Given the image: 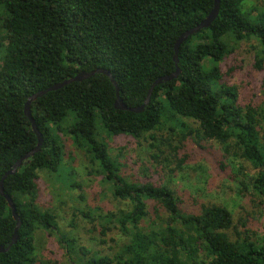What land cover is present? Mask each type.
Wrapping results in <instances>:
<instances>
[{
    "label": "trees",
    "instance_id": "16d2710c",
    "mask_svg": "<svg viewBox=\"0 0 264 264\" xmlns=\"http://www.w3.org/2000/svg\"><path fill=\"white\" fill-rule=\"evenodd\" d=\"M245 2L220 0L211 26L181 44L179 76L155 86L143 111L116 108V87L102 72L49 91L31 104L44 143L4 181L22 224L18 241L0 253V264H36L39 230L56 235L67 254L76 252L75 264H264V231L251 227L256 207H264V108L244 103L231 80L234 70L222 68L240 42L256 38L264 45V0L248 8ZM214 4L0 0V183L38 144L25 113L30 96L80 72L104 68L118 82L123 102L142 106L154 82L176 71L178 38L204 20ZM263 64L264 58L256 57L255 67ZM71 114L74 119L67 125ZM61 133L86 150L90 165L99 166L114 195L132 203L128 214L107 215L130 237L112 256L79 245L61 231L57 214L39 205L41 172L58 170L66 153ZM106 133L152 140L156 152L150 157L175 164V175L185 164L213 157L228 178L237 179L253 210L237 219L227 206L214 202L189 209L173 181L165 180L164 170L156 171L158 179L128 180L127 164L111 155ZM152 206L158 219H150ZM16 225L0 190V245L10 244ZM109 230L104 227L102 234Z\"/></svg>",
    "mask_w": 264,
    "mask_h": 264
},
{
    "label": "rangeland",
    "instance_id": "374dc122",
    "mask_svg": "<svg viewBox=\"0 0 264 264\" xmlns=\"http://www.w3.org/2000/svg\"><path fill=\"white\" fill-rule=\"evenodd\" d=\"M259 3L260 0H246L244 7L259 6ZM256 57L264 58V45L256 38L245 40L226 57L222 68L224 72L234 70L231 80L240 87L244 103L252 102L264 108V64L262 69H257ZM73 119L71 114L66 124L69 125ZM102 129L99 122L98 130ZM61 135L66 153L58 170L41 172L39 205L43 210L55 212L61 231L77 238L79 245L112 256L130 242V237H125L119 223L111 222L107 215L111 212L116 216L128 214L132 203L114 195L112 185L98 172L99 166L90 165L86 150L76 148L69 134ZM104 138L111 155L127 164L124 171L128 180L136 181L145 175L158 179L156 171L164 170L165 180L173 181L172 184L187 199L185 205L189 209H197L200 202H214L227 206L237 219L246 211L253 210L249 199L241 195L237 179L232 181L228 178L212 161L213 157L185 164L175 175V164L171 165L165 158L155 160L150 157L155 151L150 147L152 140L138 142L130 137L107 136V133ZM255 211L257 215L251 219V227L264 231V207H256ZM150 214L151 220L158 219L153 206ZM107 226L110 230L103 235L102 230ZM36 246V264L79 263L78 254H67L57 236L47 231L36 233Z\"/></svg>",
    "mask_w": 264,
    "mask_h": 264
},
{
    "label": "water",
    "instance_id": "95a60500",
    "mask_svg": "<svg viewBox=\"0 0 264 264\" xmlns=\"http://www.w3.org/2000/svg\"><path fill=\"white\" fill-rule=\"evenodd\" d=\"M219 10H220V0H215L214 8L210 12V14L204 20H202L197 26H195V27L187 30L183 34H181V36L178 38V40L176 41V44H175L176 53H175L174 59L176 61V71L171 73V74H169V75L162 76V77H160L158 80H156L154 82V84L150 88L148 96H147V98H146V100H145V102H144V104L142 106L131 107V106H128L126 103H124L123 100L120 97V87H119L118 82L116 81L114 75L112 74V72L110 70L104 69V68H96V69H94L93 71H90V72H88V71L80 72L79 74H77L73 78L67 79V80H65L63 82H60V83H57V84H54L53 86H51V87H49L47 89L41 90V91H39V92H37V93H35V94H33L32 96L29 97V99H28V101L26 103V106H25V113L29 117V119H30V121L32 123L33 129H34V131L36 132V134L38 136V144L33 150H31L30 152L26 153L22 158H20L13 165V167L4 174V176H3L2 180H1V183H0L1 193L7 198L8 205L12 209V213H13L14 218L17 220V225H16L15 232H14V235H13V238H12V241L10 242V244L7 247L4 246V245H0V253L9 251L10 248L12 247V245L15 244L18 241V239H19L18 231H19V228H20V226L22 224V221H21L20 217L17 214V209H16V205H15V202H14L13 198L10 195H8L7 193H5V191H4V181L10 175L15 174L19 170V168L27 160H29L32 156H34L37 152H39L42 149V146H43V143H44L43 134L38 129L36 121H35V119H34V117L32 115L31 104L34 101H36L39 97H42L43 95L48 93L49 91L57 90L59 88L64 87L67 84H70V83L74 82V81H81L83 79H87V78L93 76L94 74H96L98 72H102V73L107 74L110 77L111 81L113 82V84L116 87V93H117V99L115 101V107L116 108L122 109V110L133 111V112L143 111L145 106L150 103L151 95H152V92H153L155 86H157L158 84H160L162 82H167V81H170V80H172L174 78H177L179 76V74L181 73V69H180V67L178 65L179 64V49H180L181 44L184 43L190 36L200 32L204 28L210 27L212 22L217 18L218 14H219Z\"/></svg>",
    "mask_w": 264,
    "mask_h": 264
}]
</instances>
